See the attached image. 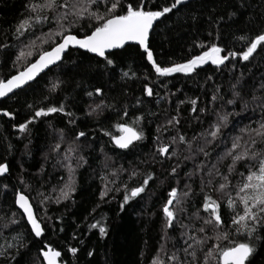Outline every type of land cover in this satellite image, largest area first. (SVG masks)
I'll use <instances>...</instances> for the list:
<instances>
[{"label": "snow or ice", "instance_id": "6c2138e0", "mask_svg": "<svg viewBox=\"0 0 264 264\" xmlns=\"http://www.w3.org/2000/svg\"><path fill=\"white\" fill-rule=\"evenodd\" d=\"M23 8L25 16L10 33L13 40L19 41L20 37L26 34L34 35L32 29L42 28L46 23H52L55 27L49 28L47 33L42 32L35 41L30 40L32 47L36 46V41L41 45L48 44V48H41L34 61L22 69L16 68L25 56L23 51L11 61L12 68L16 71L13 74L12 69H8V75L0 78V100L15 99L19 104L20 93L25 88H31L33 83H38L41 74L46 75L47 72H52L53 68L60 69V75H66L63 72L64 62L71 51L90 55L86 57V63L73 62L74 73L67 80L57 76L55 81H49L48 88L40 97H34L31 101L25 99L21 107H26L29 115L23 123L12 125L20 134L28 133L30 126L41 121V118L54 115L68 117L69 125L76 124L75 113L68 111L67 108L69 104L77 107L79 103L77 98L81 92L83 96L89 98L84 113L86 117L94 115L100 117L104 115L105 110L115 111L118 120L127 117L129 115L127 105L120 109L117 102H108L107 92H111L112 89L106 90L103 85H99L91 86L89 90L86 82L93 74L97 77L106 76L111 80H115L118 75L122 82L119 85L121 93L127 95L132 90L129 82L141 78L150 80L151 84L167 88L165 78L176 76L191 78L194 73L199 74L198 70H204L206 65L211 66L210 71L223 73L226 69L229 70L228 84L214 85L212 88L209 102L212 105L211 109L207 105L199 107L197 99L187 101L191 105L192 113H214L215 119L209 128L189 139L181 132L179 107L175 115L169 116L165 112V119L157 125V135L153 137V149L148 158L141 162L146 166L159 165L161 168L167 163L169 164L167 176L176 178L180 175L182 165L192 161L194 167L190 172L184 173L185 177L192 180L193 177L200 176L199 192L194 190L191 183L185 182L183 189L169 185L165 192L160 193L163 198L159 209L160 240L166 243L170 238V232L174 233L177 227L181 230L180 240L173 246L175 250L167 255L166 259L161 260L157 256L152 260V264H251L250 258L256 251L254 242L262 239L261 233L264 232V72L257 74L254 68L259 67V63L252 65L255 57L264 53V0H260L259 13L252 10V0H25ZM161 25L168 31L189 29L197 34L207 32L208 43L194 39V46L202 49L199 54L192 55L183 62L161 63L155 52L156 48H160L162 52L164 49V42L158 39L160 33L157 30ZM226 29L232 31L226 32ZM228 37L239 41L243 47L239 51L230 50ZM9 48L8 43H0V52L6 54L4 64L0 65V68L8 66ZM27 55L32 53L29 52ZM137 56L143 62L137 65V68L145 67L146 74L143 77L131 68L123 70L125 60ZM233 61L236 63H232ZM238 65H243L246 71L235 75L232 70ZM153 74L155 78L150 79ZM212 79V76L207 77V80ZM72 85H74L72 92H68V87ZM76 89H81V92H76ZM61 93L67 95L62 98ZM142 95L152 97L153 87L144 84ZM165 95L171 96L174 93L166 92ZM164 99L163 96L159 98ZM135 100V107L139 108L143 103L142 99L137 96ZM217 102L220 104L219 108L216 107ZM180 103L184 104L185 101ZM237 105L239 112L226 110ZM249 110L253 117L259 116L255 126L245 125L240 128L239 134L232 137L231 147L226 148L223 155L213 161L210 149L216 146V141L223 139V130L231 123L229 117L243 115ZM16 115L13 110L0 109V116L9 120H15ZM148 115L157 114L149 112ZM195 118L199 120V116ZM105 119L111 117L107 116ZM142 119L143 115H137L132 125L126 122L114 123L112 128L120 133L119 135L102 127L104 123L102 120L97 121L100 125L98 130L109 138L115 148L131 151L144 139L143 130L139 127ZM53 131L56 130L53 128ZM165 132L169 133L167 137L164 136ZM89 139V135L83 130L74 132L68 146L62 147L66 143L65 130L61 129L57 133V139L50 145V153L57 158V164L68 168L69 180L60 189V194L55 200L51 195L37 191L40 207L44 210L41 216L36 214L31 202L34 198L27 194L32 190V186L23 175L17 176L22 187L11 190V199H8L7 195L9 185L0 183V191L4 192L5 199L8 200V211L11 213L0 216V233L12 234L10 241L0 244V264H60L62 255L60 251L47 243L41 246V238L45 232L42 222L52 219L47 216L48 204L72 200V194L77 191L72 180L74 169L61 163V152L63 161L75 158L77 167H82L84 157L78 153ZM27 148L28 144H25V149ZM8 150L11 151V145L8 146ZM201 155L204 159L198 160ZM227 161L230 163H226ZM225 163L228 173L221 170V165ZM238 164L247 167V174L241 173V183L235 187L233 196L231 195L233 186L229 181ZM23 171L21 166V173ZM40 171H43V166ZM124 171L127 170L113 169L110 175L116 176ZM141 171L139 168L128 171L129 180L137 178V183L131 187L127 182L109 187V184L116 185V180L109 181L101 176L105 186L99 190V200L107 202L106 198L110 193L119 192L122 188L123 196L119 207L124 211L130 201L156 195L149 192L152 186L150 182L155 178V168L153 167L152 171H145L143 178L139 179ZM10 175V163L6 160L0 162V177L7 179ZM221 198L226 200L227 208L234 213L231 217V226L238 235L245 234L249 242L229 240L227 246L216 243L205 250L204 246L212 239L207 234L209 229L217 233L215 237L217 241L229 239V235L219 234L225 226L223 211L225 205L220 202ZM189 201H194L193 206L196 207V211L191 215L188 214ZM99 206L98 203L96 207ZM56 220L60 222L59 217ZM101 220L89 223L88 231L98 230L100 238L103 239L108 229ZM197 222L200 223L194 227ZM63 230L61 228V231ZM75 238L73 236V239ZM164 243L161 244V250H164ZM34 248L38 250L36 256L32 257ZM67 251L75 257L79 249L70 246ZM87 256L94 257V253L88 251Z\"/></svg>", "mask_w": 264, "mask_h": 264}, {"label": "trees", "instance_id": "16d2710c", "mask_svg": "<svg viewBox=\"0 0 264 264\" xmlns=\"http://www.w3.org/2000/svg\"><path fill=\"white\" fill-rule=\"evenodd\" d=\"M253 11L259 13L260 0H252ZM25 0H0V43H8L10 48L7 55L10 57L8 60L7 68H0V78L8 75V69H12L13 74L16 69L12 68L11 61L19 55L20 51L25 53L16 68L22 69L29 62L35 60L37 53L41 48H48V44L41 45L36 41V46L30 45V40L35 41L37 36L41 33H47L49 28H54L52 23H46L42 28L32 29L34 35L20 37L19 41L12 39V33L18 22L25 16L23 4ZM86 26V24H85ZM160 33L159 40L164 42L163 52L160 48H156V58L161 63L183 62L186 58L192 55L199 54L202 49L196 48L193 40H202L205 44L208 43L207 32L197 34L193 30L182 29L180 31H168L164 25H161L157 30ZM226 32L232 31L226 29ZM27 32V30H26ZM43 39V37H41ZM227 43L230 50L239 51L243 45L239 41H234L231 37L227 38ZM25 45H29L25 47ZM31 52L32 55H27ZM89 54H81L78 51H71L67 54V59L64 62L63 72L66 75H60V69L53 68L52 72L41 75L38 83H33L31 88H25L20 93L18 104L15 99H4L0 101V109L13 110L17 115L15 120H9L6 117L0 116V162L5 160L10 163L11 175L5 179L0 178V183L8 184V199L12 197V189L22 187L17 180L18 175H23L25 180L32 186V190L27 194L34 198L32 203L36 210V214L41 216L44 210L40 207L39 197L37 191L45 195H51L55 200L59 194L60 189L69 180V172L67 167L57 164V158L54 154L50 153V145L57 139L59 130L64 129L66 133V143L62 147H67L68 142L72 140L74 132L85 131L90 139L85 141V145L81 147L78 155L84 157L82 167H77V160L72 158L68 161H63V152H61V163L69 165L74 172L72 180L75 183L77 191L72 194V200L61 201L59 204L50 203L47 206V216L51 220H44L42 226L45 228L43 237L41 238V246L43 243L49 244L54 249L61 252L60 264H152V260L159 258L166 259L175 249L177 241L180 240V228L177 227L174 233L170 232V238L166 243L160 240L161 236V218L159 209L163 203V198L160 193L166 191L169 185L183 189L184 183H191L196 192L200 191V176H195L192 180L185 177V172H190L194 163L187 161L182 165L179 177L169 178L167 170L169 164H165L163 168L159 165L146 166L141 163L147 159L153 149V137L157 135V125L162 123L165 119V112L169 116L175 115L179 107L181 118V132L189 139L194 135L203 132L209 128L210 123L215 119L214 113H192L190 112L191 105L187 103L189 99H197L199 107L208 106L209 109L212 105L209 103L212 95V88L214 85L224 84L227 85L229 81L230 72L226 69L223 73L210 71V65H206L204 70H198L199 74L194 73L191 78L176 76L165 78L167 88L161 87L158 84H151L150 80L146 81L142 78L135 82H129L131 91L127 95L121 93L119 76L115 80L108 79V77H97L92 75L90 80L86 83L91 86L103 85L105 89H112L107 92L108 102H117V106L123 109L127 105L129 115L118 120L117 113L111 110H105L104 115L100 117L85 116V109L88 107V99L83 96L81 89H76V92H81L77 98L79 103L77 107L69 104L67 110L75 113L77 123L74 125L68 124V117L62 115H54L49 118H41L35 125L30 126V131L26 134L18 133L13 124L23 123L25 118L29 115V110L26 107H21L25 99L31 101L34 97H40L49 86V81H55L57 76L62 80H67L68 77L74 73L73 62H87L86 57ZM6 54L0 52V65L4 64ZM264 53L257 55L253 60L252 65L255 66L259 63V67L254 70L259 74L264 72ZM139 57L128 58L125 60L123 70L132 69L137 71V74L143 77L146 74L145 67L137 68V65L142 64ZM232 63H236L233 61ZM150 67V66H146ZM231 68V64L229 65ZM120 69L117 70L119 73ZM235 75L240 72L246 71L243 65H238L236 69L232 70ZM208 76H212V80H207ZM154 74L150 79H154ZM150 84L153 87L154 95L147 97L142 95V87L144 84ZM68 87V92H72V88ZM179 89L180 91H176ZM166 92H172L174 95L166 96ZM27 93V96H25ZM158 93L159 95H156ZM67 93H61V97L66 96ZM140 96L142 104L139 108L135 107V97ZM163 96L164 100H159ZM55 100V97H53ZM159 100V103L157 101ZM180 101H185L181 104ZM216 107L219 108L220 104L217 102ZM227 111L239 112V105L228 107ZM149 112L156 113V116L148 115ZM137 115H143L144 119L141 120L139 127L143 130L144 139L138 142L137 147L129 150H120L115 148L108 137L103 136L98 128L97 121H104L102 127L106 130L112 131L113 134L119 135L112 125L114 123H127L132 125V121ZM110 116L111 119H105ZM199 116V120L195 117ZM259 116H252L251 110L243 115L229 117L231 123L229 127L224 129V136L222 140L215 142L216 146L211 148L212 160L215 161L218 156H222L226 148L231 147L232 137L239 134V129L245 125L255 126V121ZM50 125L52 127H50ZM135 127V125H133ZM53 128L56 131H53ZM168 132L164 133L167 137ZM22 137V138H17ZM94 137V139H92ZM31 141V143H29ZM202 142V141H201ZM25 144L28 148L25 149ZM11 145V151L8 146ZM103 148V152L101 149ZM74 156L77 154H73ZM48 156V159L45 157ZM204 157L201 155L198 160ZM197 160V162H198ZM226 163H230L227 161ZM226 163L221 165V170L228 173ZM107 165V167H105ZM21 166H23V173H21ZM41 166L43 171L41 172ZM155 168V178L150 193H156L151 197L146 196L143 200L130 201L129 205L125 206V210H120V203L122 202L123 189L119 192H112L106 198L107 202L99 200V190L104 187V182L101 176L111 181L116 180V185L109 184V187L119 186L122 182H127L129 187L137 183V178L132 180L128 179V171L133 168L141 169V177L145 171H152ZM113 169H126L127 171L120 172L116 176L110 175ZM247 174V167L237 165L236 170L230 175L229 183L233 186L231 195L235 196V187L241 183L242 176ZM205 180L207 177L205 176ZM219 195V194H216ZM215 198V196H214ZM74 201V202H73ZM221 203L225 205L224 220L225 226L220 235H229V239H222L217 241L215 239L217 233L209 229L208 236L212 237L204 246L205 250L213 244L219 243L220 246H227L229 240L239 242H249L245 234H237L235 229L231 226V217L233 211L227 208V202L221 198ZM99 203V207L96 205ZM0 216L11 215L8 211V200L5 199L4 192L0 191ZM194 201H189L188 214L196 211L193 206ZM95 209V211H93ZM242 211V206L240 208ZM60 218V222L56 218ZM87 217V219H85ZM101 218H103L101 220ZM94 220H101L107 227L108 233L103 239L100 238L98 230L88 231V224ZM188 223V221H183ZM197 222L195 226H198ZM61 228L64 230L61 231ZM11 235L7 232L0 233V244H4L11 240ZM262 239L254 242L256 251L251 259V264H264V232L261 233ZM73 236L76 238L73 239ZM164 243V250H161V244ZM77 247L79 249L77 256L68 253V247ZM38 249H33L31 255L36 256ZM92 251L94 257H88L87 252ZM202 259V256H201Z\"/></svg>", "mask_w": 264, "mask_h": 264}, {"label": "water", "instance_id": "95a60500", "mask_svg": "<svg viewBox=\"0 0 264 264\" xmlns=\"http://www.w3.org/2000/svg\"><path fill=\"white\" fill-rule=\"evenodd\" d=\"M90 55V54H89ZM47 71V70H46ZM41 75H43V73L41 74ZM4 100V99H3ZM1 101V100H0ZM114 146V145H113ZM115 147V146H114ZM1 178V177H0Z\"/></svg>", "mask_w": 264, "mask_h": 264}, {"label": "rangeland", "instance_id": "374dc122", "mask_svg": "<svg viewBox=\"0 0 264 264\" xmlns=\"http://www.w3.org/2000/svg\"><path fill=\"white\" fill-rule=\"evenodd\" d=\"M95 116V115H94Z\"/></svg>", "mask_w": 264, "mask_h": 264}]
</instances>
